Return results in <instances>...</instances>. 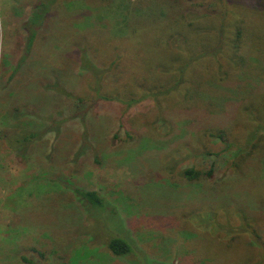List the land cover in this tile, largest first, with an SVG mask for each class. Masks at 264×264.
I'll return each mask as SVG.
<instances>
[{
    "label": "rangeland",
    "instance_id": "rangeland-1",
    "mask_svg": "<svg viewBox=\"0 0 264 264\" xmlns=\"http://www.w3.org/2000/svg\"><path fill=\"white\" fill-rule=\"evenodd\" d=\"M187 54L204 62L182 74L173 58ZM87 65L143 100L97 107ZM263 127L264 0H0V264H264V142L245 133ZM169 155L181 163L167 169ZM213 164L197 183L179 175ZM75 189L98 192L108 213ZM207 210L233 228L198 220ZM104 229L142 257L113 256Z\"/></svg>",
    "mask_w": 264,
    "mask_h": 264
},
{
    "label": "trees",
    "instance_id": "trees-1",
    "mask_svg": "<svg viewBox=\"0 0 264 264\" xmlns=\"http://www.w3.org/2000/svg\"><path fill=\"white\" fill-rule=\"evenodd\" d=\"M39 8L40 9L38 11L34 12L33 17L30 20V22H28V24L25 25L26 31H27L28 36H29L28 37L29 46L33 42V39H34L35 34H36V32H34L33 27H39V26L42 25V21H43V17H44V14H42V13H44V12H42L40 10H41V8L42 9L45 8V6L44 5H40ZM219 37L217 38L218 39L217 45L212 49L213 54H216L215 56H217V54H219V52L223 51V49H224L223 37L222 36H219ZM139 39H136V45H137V47H139ZM176 41H178V40H176ZM196 41L197 42L200 41L198 39V37L196 39H194V40L191 39V42L193 44ZM191 42H190V44H191ZM168 43H169V41H168ZM171 44H172L171 47L173 46V48H174V44L176 45L177 42H171ZM183 56H185V55H182V56H178V57H174L173 58L174 64H176L178 61H181L182 62V67H180V71H181L182 74H185V72L189 71L190 66L192 65V61L197 62L198 60H200L201 63L204 62V59L203 58H196V59H194V57L188 56V54H187V57H186L187 60L185 61L183 59ZM134 65L136 67L137 66H140V67L141 66H144V64H142V65H140V64H138V65L134 64ZM84 67H85V69H87L88 71H90V74L92 76H94V78H95V95H96V99L94 100V103H96L97 107H100L101 103L103 104V102H105V103L106 102H112V103L119 102V103H121V106H119V109H123L124 108L123 107L124 105L128 109V108L133 107L134 105H136L137 103H139V102H141L143 100L142 98H139V99H136V98L124 99L123 96H122V93L120 91H118V89H116V88H115L114 91H112V90L110 91L108 89V86L105 85L104 80L107 79V77H112V81L114 82L116 80V74L115 73H112V74L104 73L102 70H97L95 68H92L93 66H91V65H87V66H84ZM233 68H236V67H233ZM231 71H233L232 70V67H231ZM105 74H107L106 77H105ZM124 81H125V78H123L122 80H120V82H122V83H124ZM179 85L180 84H175V86H179ZM118 87H120V86H118ZM67 97L75 104V107L76 108H79V111H82V114H89V109L87 110L85 108H81L85 104V101H84L83 98H81V97H74L71 94H68ZM163 105L162 104H160V105L158 104L157 105V108L160 109L159 111H164L163 110ZM111 113H112V115L114 117L115 114H114L113 110H111ZM161 113L162 114H165L164 112H161ZM91 115H93V113ZM93 116H94V118L96 117L95 119L105 121V119H104L105 118V115H103L104 118H100L101 116H97L96 113ZM163 119H166V117L163 116L162 120ZM166 121H167V119H166ZM83 124H84V126L87 125L85 123H83ZM87 128L88 127H86V129ZM137 128H139V130H141L140 126H138ZM262 129H264V127ZM245 130H246L245 133L246 134H250V137H254V138L256 137V141L259 144L261 142H264V137L261 134H259L260 133V130L259 129H256L254 131L252 130V131H249V132H248L249 129H245ZM126 135L129 138H131V139L135 137L129 131H127ZM30 136H31V138H35L37 136V134L36 133L30 134ZM210 136L212 138H215V139L217 138V140L218 139H222L221 142H223V143H225V141H226V136H225V132L224 131H220L219 130V132H217V133H211ZM102 138L104 140H107L108 141V139L110 137L107 136L106 134L104 135V133H103L102 134ZM24 140L25 141H28L26 138H24ZM22 141L23 140H19L17 142L18 143V146L23 144V143H20ZM253 142L254 141H252L251 139H249L245 148H247ZM18 146L16 145L15 148L18 149L19 148ZM83 149H84L83 147L78 148V152H79V150H83ZM20 150H23V149H19L18 150V153L20 155H24L23 153L20 152ZM241 150H244V149L241 147ZM254 150H255L254 148H251L249 150V152H253ZM175 154H176V152H174V155ZM173 157L174 156L169 155V157L166 158L167 159V163H166L165 166H166L167 169H169V163L174 159ZM179 162H180V160L177 161V160L174 159V164H177ZM174 170H175V168H174ZM214 171H215L214 164L210 167V170H208V171H200V170L197 169V167L194 166V167L186 168L185 170H183L182 172H180L179 175L183 179H185L187 182H195V183H197V182H200L203 179L211 178L213 176V174H214ZM66 181H67L66 183L69 184V178L68 179L66 178ZM74 192H75L76 196L78 197V199L83 204L85 203V205H87L88 211L89 210L90 211H92V210L97 211L99 209L101 211H104V212L108 213V208H109L108 207V204L105 201V199H103L100 196V194L98 192H95V191H86V190H83V189H75ZM205 217L210 218V219H206ZM197 218L200 221L205 220L204 221L205 224L208 225V226H210V227L217 226L219 228V230H222V229H224V230H227V229L230 230V229L233 228L229 224H227V226H225L223 228V226H221V224H219L220 222H219V219H218V215L215 212H213V211H208L207 210L206 213L199 214ZM90 224L91 225H90V228L89 229L91 230V232L89 231V236L92 238L93 244H97L99 242V240H98L99 239V235H97V233L93 231V229H92V222ZM101 235H103L105 237V240L106 241L104 243H106L107 249L111 252V254L113 256L118 257V258L136 257V259L142 257V253L141 252L140 253H137V250L135 248L134 243H132L131 241H129V240L121 237L120 235H118V234L116 235L115 233H111L107 229H104V232ZM21 259L25 263L33 264V261L28 260L27 258H21ZM131 264H136V263L135 262H131Z\"/></svg>",
    "mask_w": 264,
    "mask_h": 264
}]
</instances>
